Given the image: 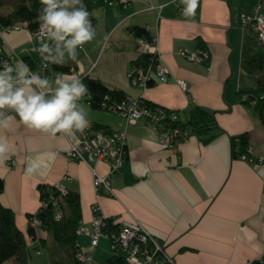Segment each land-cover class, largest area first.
I'll list each match as a JSON object with an SVG mask.
<instances>
[{"label":"crops","instance_id":"0c3cea01","mask_svg":"<svg viewBox=\"0 0 264 264\" xmlns=\"http://www.w3.org/2000/svg\"><path fill=\"white\" fill-rule=\"evenodd\" d=\"M256 5L264 19V0H198L194 17L182 14L183 0H128L125 5L105 3L94 10L95 38L77 49L79 63L74 62L68 74L99 79L134 98L175 110L183 122L199 106L214 113L217 128L207 143L187 128L185 139L166 146L146 119L127 125L117 113L95 110L80 101L94 127L126 132V156L120 171L109 175L113 190L109 195L95 191L86 163L65 156L71 139H53L15 123L6 133L14 144V155L0 162L4 180L0 202L14 211L30 253L44 249L43 240L50 241L39 224L33 225L35 239L27 235L28 215H35L41 205L37 186L46 183L79 193L84 226L90 224L94 204L116 223L137 219L175 264L264 261V161L234 157L231 143L233 137L247 132L253 153L264 156V124L236 94L244 30L241 13ZM133 26L156 35L158 59L168 68L166 82L155 78L145 89L131 84L128 70L140 56L138 41L142 38L133 33ZM200 45L208 51L207 63L180 55V50L193 51ZM0 46L17 54L13 66L27 59L33 64L32 71L44 76L39 68L43 58L34 51L40 43L25 25L0 28ZM59 74L50 73L52 78ZM178 79H185L189 87L183 90ZM49 151L56 159L46 174L27 176L28 158ZM92 165L100 174L108 173L105 161ZM81 246L94 250L91 264L103 263L102 256L96 257V248L91 249L89 243Z\"/></svg>","mask_w":264,"mask_h":264},{"label":"trees","instance_id":"16d2710c","mask_svg":"<svg viewBox=\"0 0 264 264\" xmlns=\"http://www.w3.org/2000/svg\"><path fill=\"white\" fill-rule=\"evenodd\" d=\"M108 1L82 0L91 13L93 26H95L94 10ZM41 8L40 0H0V28L22 24L33 32L39 27L37 17ZM132 31L137 37L149 38L150 36L148 30L143 27L133 26ZM199 47L204 48L202 45ZM25 62L33 69L31 61L25 59ZM153 62L154 59L151 56L142 54L131 62V66L147 67L154 64ZM73 65L74 62L70 60H67L63 66L49 63V67L42 71V74L55 80L50 73H69ZM240 68L237 97L242 104L252 107L261 123L264 124V42L256 36L250 24L245 25L243 30ZM81 79L89 89V93L81 101L87 102L92 109L117 113V106L127 95L123 90L109 87L96 78L84 76ZM153 84L150 81L148 85ZM143 103L148 107L158 106L148 100H143ZM176 125L186 132V136L187 128L190 129L204 143L213 138L212 131L217 128L214 113L199 106L192 108L187 121H181L178 115ZM231 143L234 157L239 158L244 154L250 161L257 160L258 155L250 151L252 149L247 132L233 137ZM3 188L4 180L0 177V193ZM63 188L58 184H38L41 205L35 215H28V219L30 223L34 219L37 220L50 237L49 242L43 240L41 243L47 252L48 264H87L78 258L81 247L78 241V228L82 224L80 196L75 190ZM101 194L105 193L101 192ZM56 212L61 213L59 219L55 218ZM105 222L103 230L106 233L117 232L120 228V224L111 218H105ZM27 235L31 239L36 238L32 224L27 228ZM110 251L106 264H128L124 255L115 253L112 249ZM30 257L26 236L15 223L14 211L0 202V264H29ZM249 264H264V261L255 259Z\"/></svg>","mask_w":264,"mask_h":264},{"label":"clouds","instance_id":"9594fccd","mask_svg":"<svg viewBox=\"0 0 264 264\" xmlns=\"http://www.w3.org/2000/svg\"><path fill=\"white\" fill-rule=\"evenodd\" d=\"M40 3L37 20L43 39L34 51L52 64L63 66L67 60L79 63L77 49H82L96 35L91 13L82 0H40ZM183 4L182 14L194 17L198 0H183ZM88 93L79 75L62 73L53 81L34 73L22 60L14 66L7 62L0 64V162L14 155V144L6 133L17 122L53 139L63 136L78 142L76 134H83L90 126L80 105ZM55 159L56 154L51 151L29 157L25 174L29 177L46 174Z\"/></svg>","mask_w":264,"mask_h":264},{"label":"built area","instance_id":"2783aa9c","mask_svg":"<svg viewBox=\"0 0 264 264\" xmlns=\"http://www.w3.org/2000/svg\"><path fill=\"white\" fill-rule=\"evenodd\" d=\"M107 3H128V0H109ZM258 5L250 10L241 13V22L243 26L250 24L256 36L264 42V19L258 13ZM20 25L6 27V29L18 28ZM39 28V27H38ZM38 28L33 31L36 40L42 43V37ZM139 55L148 54L154 59V64L147 67L130 66L128 76L131 84L140 88L149 87V82L155 83V78L159 82L168 80V68L159 61L157 56V37L151 35L149 38H140L138 41ZM180 55L188 61L207 63L209 54L205 48H196L193 51L180 50ZM17 54L12 50L5 52L0 46V64L7 62L12 64ZM45 65H47L45 67ZM49 67V62L42 60L39 68L44 71ZM178 85L186 90L189 82L185 79H178ZM117 114L122 116L126 124H133L139 119H146L150 126L159 131L161 139L166 146H174L186 136L178 125V114L161 106L148 107L140 98H134L126 95L117 106ZM78 142L70 140L68 148L63 151L70 160H76L86 163L92 172V184L98 194L101 192L112 195L113 190L110 184L109 175L120 171L126 155V132L125 130H104L96 128L90 123V126L83 134L77 133ZM181 136V137H180ZM252 152V150H250ZM55 153L58 150L54 151ZM239 159L248 161L246 155L242 154ZM97 161H105L108 168L106 175L100 174L92 165ZM264 161L263 156H257L255 162ZM63 188L62 186H60ZM64 190V188H63ZM92 217L89 226L78 228V234H84L90 239V246H98L99 240L103 237L110 239L111 249L115 253L124 255L128 264H175L173 259L165 251L163 245L159 243L156 236L147 229L141 222L135 218L123 220L117 232H104L105 216L98 204L92 206ZM61 217L60 212H56L55 218ZM32 225L38 224L37 220H32ZM78 258L82 262H87L90 258L88 252L81 246Z\"/></svg>","mask_w":264,"mask_h":264},{"label":"rangeland","instance_id":"374dc122","mask_svg":"<svg viewBox=\"0 0 264 264\" xmlns=\"http://www.w3.org/2000/svg\"><path fill=\"white\" fill-rule=\"evenodd\" d=\"M252 152H253V150H252ZM248 162H253V160L252 161L248 160ZM87 237L84 234H79V238H78L79 243L81 245L89 243V246H90V239H89V237L88 238ZM99 242H100L99 247L98 248L95 247L96 248L95 252L97 254L96 257L102 256L101 257L103 259L102 264H105L106 259L110 256V253H111V251H110L111 241H110V239L103 237L99 240ZM90 248L94 249L91 246H90ZM93 251L94 250H90V252H89L86 250V252H88V254L90 256L89 260L86 262L87 264H91L90 263V259H91L90 253H92ZM29 264H48V255L46 253V250L42 249V250H40V252H36L33 249H31V258L29 260Z\"/></svg>","mask_w":264,"mask_h":264}]
</instances>
